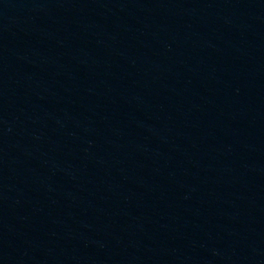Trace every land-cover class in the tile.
Returning <instances> with one entry per match:
<instances>
[{
  "label": "water",
  "instance_id": "obj_1",
  "mask_svg": "<svg viewBox=\"0 0 264 264\" xmlns=\"http://www.w3.org/2000/svg\"><path fill=\"white\" fill-rule=\"evenodd\" d=\"M0 264H264V0H0Z\"/></svg>",
  "mask_w": 264,
  "mask_h": 264
}]
</instances>
